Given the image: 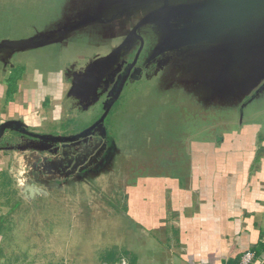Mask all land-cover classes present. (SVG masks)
Returning a JSON list of instances; mask_svg holds the SVG:
<instances>
[{
	"label": "flooded vegetation",
	"instance_id": "1",
	"mask_svg": "<svg viewBox=\"0 0 264 264\" xmlns=\"http://www.w3.org/2000/svg\"><path fill=\"white\" fill-rule=\"evenodd\" d=\"M72 1L61 14L58 11L52 18L42 19L41 28L30 27L31 33L25 37L0 34V49L12 53L0 55V93L9 92L2 81L17 74L11 103L17 102L16 96H24L23 102L33 107L30 115L35 119V124L22 115L0 121H18L12 129L3 132L0 152L9 154L8 170L18 193L19 184L26 188L25 195L14 197L10 208L0 212V222L20 210L33 214L36 207L32 201L49 195L69 200L82 212L90 210V204L113 208L117 197L123 195L125 199L130 190L156 177L147 171L161 170L182 157V153H186L190 162L210 155L228 158L251 153L254 162L264 157V127L257 120H240L234 132L223 130L219 135L212 133L203 120L197 130L201 135L176 131L170 134V140H158L166 126L160 118L153 138L149 133L153 123L144 126L130 121L128 95L153 80L158 84L152 89H157L160 97L162 93L167 95L163 91L169 84L167 77L181 78L177 73L183 60L177 53L159 46L160 39L147 24L150 11L138 20L118 24L132 0H122L121 6L105 16L102 11L109 13L108 10L98 11L81 0ZM80 5H85L81 13L77 9ZM89 22L98 27L97 37L89 42L96 47L106 43L104 53L95 52L62 67L57 66L55 55L45 57L42 62L20 56L60 43L70 29ZM38 53L41 56L42 51ZM263 89L264 81L252 98ZM160 97L156 98L157 107L164 106ZM179 103L182 102L178 98L171 100V112L166 113L171 124L179 114ZM134 111L139 115L142 109L138 107ZM20 157L24 163L44 158L45 170L19 169L16 161ZM49 161L56 167L55 171L48 169Z\"/></svg>",
	"mask_w": 264,
	"mask_h": 264
},
{
	"label": "rangeland",
	"instance_id": "2",
	"mask_svg": "<svg viewBox=\"0 0 264 264\" xmlns=\"http://www.w3.org/2000/svg\"><path fill=\"white\" fill-rule=\"evenodd\" d=\"M70 4H73L72 0H3V3L0 2V34L3 36L11 34L9 38L25 37L31 33L32 28L38 29L43 26L42 19H50L58 11L61 14L62 9H68L67 6ZM100 5L101 7L96 6L94 9L102 10L103 6ZM77 9L81 13L85 10V5H80ZM130 9L132 8H128L126 13L121 15L122 21L118 24L134 21L143 13L141 7H135L133 11ZM114 10L115 7L109 10V13L103 11L102 13L105 16ZM59 17L62 16L59 15ZM95 28L98 27L89 22L83 24L82 27L68 29L69 31L66 32L68 36L62 42L41 49H33L26 54H20V56L22 58L28 56L42 62L45 57L55 55L58 57L56 59L58 67L70 66L80 58L90 57L92 53H104L103 45L106 43L96 47L89 42L97 37ZM9 51L0 49V55L5 56L7 53H11ZM39 51H42L41 56H38ZM220 62L222 63L223 60ZM181 65H183V61H181ZM263 69H254L253 75L249 77L242 89L240 86L238 88L235 86L234 88L239 89L240 93L233 97L220 95V97L210 98L207 96L205 98L197 96L191 89L195 90L194 87L216 88L218 82L197 81L196 77H194L195 83H190L188 86L187 96L186 91H183L186 85L183 82H177V78H170V75L166 80V83H169L167 89L163 90L167 91V95L162 93L160 97L157 94V89H152L155 84H158L156 80H153L150 85H144L134 94L128 95L130 97L127 102L128 118L130 121L139 122L144 126L153 123V126L149 127L152 138L156 123L160 118L166 126H163V132L160 131L158 140H170V134L176 133V131L192 136L194 134L201 135L202 132L197 130L203 120L204 123L209 124L206 126L212 133H217L216 135H219V132L223 130L227 133L234 132L236 124L245 119L257 120L264 127V89L258 96L254 98L251 96L264 81ZM181 70L182 66L177 74L181 75L182 80L187 81L189 77ZM261 73L262 75L258 79L256 76ZM15 76L18 75H12L6 81H2L3 86L9 88L7 94L0 93V115L3 118L8 117L7 109L10 104L12 105ZM18 96H16L17 102L13 106L22 103L24 96ZM159 97L163 100L164 106L157 107L156 98ZM176 98L182 103H179L177 109L179 114L176 113L174 124H171L166 113L171 112V100ZM138 107L142 111L136 115L134 109L136 110ZM10 110L13 111V108ZM84 121L82 120V122ZM138 136L136 135V137ZM138 140L140 141V137ZM240 158V156L234 157L236 161H239ZM189 159L186 153H182V157L180 155L168 166H164L161 170L147 171V173L156 175V177L173 176L175 180L179 181L191 177L217 176L214 171L209 173L206 171L207 169L191 168ZM226 162L230 163V160L228 159ZM9 164V154L0 152V212L2 213L10 208L13 198L19 196L18 189H16L8 170ZM250 168H247L246 163H242V166L232 169L234 171L232 175L226 172L222 174V178L232 179V177L241 176V173H247ZM32 202L36 207L33 214L30 215L20 210L14 216L0 222V261L3 264H114L122 256L108 254V252L112 250L117 252V247L120 244L123 246V243L126 242L124 238L127 229L135 227L133 224H129L123 216L125 210L123 195L115 199L113 208L90 204V210L86 212L79 211L69 200L55 195L34 199ZM23 209H27V207Z\"/></svg>",
	"mask_w": 264,
	"mask_h": 264
},
{
	"label": "crops",
	"instance_id": "3",
	"mask_svg": "<svg viewBox=\"0 0 264 264\" xmlns=\"http://www.w3.org/2000/svg\"><path fill=\"white\" fill-rule=\"evenodd\" d=\"M13 104L0 121L16 114L35 124L32 106ZM234 157L191 162V168L214 171L216 177H152L130 190L123 216L135 227L127 229L117 252H108L122 256L114 264H235L248 250L264 260V157L258 162L251 153L239 161ZM242 163L251 167L247 173L222 178Z\"/></svg>",
	"mask_w": 264,
	"mask_h": 264
},
{
	"label": "water",
	"instance_id": "4",
	"mask_svg": "<svg viewBox=\"0 0 264 264\" xmlns=\"http://www.w3.org/2000/svg\"><path fill=\"white\" fill-rule=\"evenodd\" d=\"M81 1L91 4L93 9L102 4V9L108 11L122 5V0ZM135 7H141L143 13L150 11L147 24L160 39L159 46L182 58V71L189 78L177 82L186 85L183 91L187 96L194 77L197 81L218 82L216 88L191 89L197 96H236L240 90L234 87L242 89L254 69L264 68V0H132L128 8L133 11ZM17 124V120L0 123V139L5 130ZM21 159L16 161L19 169L45 170L44 158L31 163ZM48 163V169L55 171L52 162ZM18 188L19 195H25L26 188L21 184Z\"/></svg>",
	"mask_w": 264,
	"mask_h": 264
},
{
	"label": "built area",
	"instance_id": "5",
	"mask_svg": "<svg viewBox=\"0 0 264 264\" xmlns=\"http://www.w3.org/2000/svg\"><path fill=\"white\" fill-rule=\"evenodd\" d=\"M235 264H264V260L257 259L254 251H245Z\"/></svg>",
	"mask_w": 264,
	"mask_h": 264
}]
</instances>
